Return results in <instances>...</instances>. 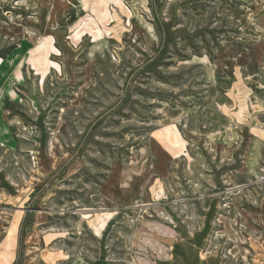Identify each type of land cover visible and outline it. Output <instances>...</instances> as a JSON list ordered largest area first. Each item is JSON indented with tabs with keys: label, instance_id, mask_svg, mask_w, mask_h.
Masks as SVG:
<instances>
[{
	"label": "rangeland",
	"instance_id": "374dc122",
	"mask_svg": "<svg viewBox=\"0 0 264 264\" xmlns=\"http://www.w3.org/2000/svg\"><path fill=\"white\" fill-rule=\"evenodd\" d=\"M14 45L13 264H264V0H0Z\"/></svg>",
	"mask_w": 264,
	"mask_h": 264
},
{
	"label": "crops",
	"instance_id": "0c3cea01",
	"mask_svg": "<svg viewBox=\"0 0 264 264\" xmlns=\"http://www.w3.org/2000/svg\"><path fill=\"white\" fill-rule=\"evenodd\" d=\"M14 46H15L14 50L13 49L10 50V53L7 54L5 58L3 57L2 59L0 58L1 61H4L3 59L6 60L8 56H11L19 49L18 45H14ZM36 52L37 49L36 46H34V48L31 50V60L34 58L33 56H36ZM17 63L18 62H15L13 65H10L9 62L7 64L6 61H4V63L0 67V76H1L0 79H2L0 80V121H1V125H3L2 133L7 136V140L5 141L10 140L9 132L6 130L7 128H9V125L7 124L4 118V112L6 106L5 103L11 99L13 100L12 84H11L12 77L10 76L11 75L10 73L12 70L17 69L16 68ZM2 141L3 140H0V143ZM17 227L19 226L16 225L13 226L10 235L13 234V231H15ZM16 256H17V243L14 240V237H9L2 244L0 243V264H13L15 262Z\"/></svg>",
	"mask_w": 264,
	"mask_h": 264
},
{
	"label": "trees",
	"instance_id": "16d2710c",
	"mask_svg": "<svg viewBox=\"0 0 264 264\" xmlns=\"http://www.w3.org/2000/svg\"><path fill=\"white\" fill-rule=\"evenodd\" d=\"M14 48H15V46H12L11 50H12V49L14 50ZM9 53H10V51L7 52V54H9ZM7 54H6V55H7ZM6 55H4V56H2V57L5 58Z\"/></svg>",
	"mask_w": 264,
	"mask_h": 264
},
{
	"label": "bare ground",
	"instance_id": "6f19581e",
	"mask_svg": "<svg viewBox=\"0 0 264 264\" xmlns=\"http://www.w3.org/2000/svg\"><path fill=\"white\" fill-rule=\"evenodd\" d=\"M41 43V42H40ZM42 44V43H41ZM41 44H39V42H38V44L36 45V47H38L39 45H41ZM33 225V224H32Z\"/></svg>",
	"mask_w": 264,
	"mask_h": 264
}]
</instances>
